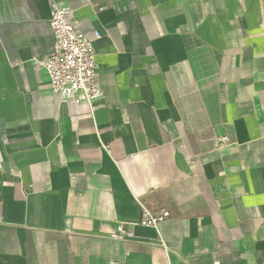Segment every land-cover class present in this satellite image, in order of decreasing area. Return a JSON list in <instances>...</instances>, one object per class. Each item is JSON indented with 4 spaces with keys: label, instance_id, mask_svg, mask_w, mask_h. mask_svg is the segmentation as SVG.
Here are the masks:
<instances>
[{
    "label": "crops",
    "instance_id": "crops-1",
    "mask_svg": "<svg viewBox=\"0 0 264 264\" xmlns=\"http://www.w3.org/2000/svg\"><path fill=\"white\" fill-rule=\"evenodd\" d=\"M53 1L100 33L92 103L40 65ZM111 260L264 264V0H0V264Z\"/></svg>",
    "mask_w": 264,
    "mask_h": 264
},
{
    "label": "built area",
    "instance_id": "built-area-1",
    "mask_svg": "<svg viewBox=\"0 0 264 264\" xmlns=\"http://www.w3.org/2000/svg\"><path fill=\"white\" fill-rule=\"evenodd\" d=\"M72 10L58 2H51L48 15V25L53 36L52 50L40 61V65L49 78L51 91L59 96L61 101L92 103L102 96V90L97 81V63L95 40L100 37L98 31L91 36L78 30L69 15ZM222 143H228L226 136L221 137ZM167 211L152 214L142 209L138 224L156 227L168 217ZM133 236V232L118 222L109 237L119 240ZM108 264H119L115 260Z\"/></svg>",
    "mask_w": 264,
    "mask_h": 264
}]
</instances>
